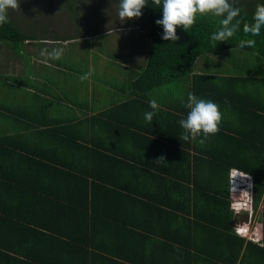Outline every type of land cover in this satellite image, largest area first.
Returning <instances> with one entry per match:
<instances>
[{"label": "crops", "instance_id": "0c3cea01", "mask_svg": "<svg viewBox=\"0 0 264 264\" xmlns=\"http://www.w3.org/2000/svg\"><path fill=\"white\" fill-rule=\"evenodd\" d=\"M35 9L28 7V15ZM80 12L76 25L71 17L50 21L40 14L27 23L19 11L10 20L23 38L0 40V245L15 241L18 253L39 260L34 230L48 211L41 201L70 197L76 178L70 181L69 173L97 169L117 189L111 202L100 199V216L111 214L100 219L98 264H167L176 248L197 255L190 264H233L234 253L239 264L247 242L261 245V204L247 221L258 241L235 233L243 213L231 209L229 170L254 179L264 164V59L240 47L203 53L189 75L150 85L144 23ZM53 49L63 50L60 59L46 54ZM189 93L222 112L220 131L203 145L178 138ZM152 99L159 108L149 123L144 114L153 111ZM160 157L165 161L157 163ZM50 215L66 233L76 218ZM31 229L36 240L18 245ZM60 233L52 235L65 236Z\"/></svg>", "mask_w": 264, "mask_h": 264}, {"label": "trees", "instance_id": "16d2710c", "mask_svg": "<svg viewBox=\"0 0 264 264\" xmlns=\"http://www.w3.org/2000/svg\"><path fill=\"white\" fill-rule=\"evenodd\" d=\"M235 7L241 10V16L243 22L251 23L253 21V14L257 5L264 4V0H232ZM142 17L138 18L139 21L144 23L147 27L151 37L150 47V61L147 66L146 76L150 79V85H156L159 82H163L167 79L172 80L179 75H189L193 70V64L195 59L203 53L220 54L223 51L240 47L245 50H251L259 54L264 59V29L261 30L259 36L246 35L241 26V30L228 42H214L210 39L211 35L220 27V18L206 15L198 19V22L190 29V32H185L183 28L177 29V34L180 37L176 42L166 41L162 39L163 27L156 24L157 19H161L163 12L162 8H157L153 5L152 0H149L148 6L143 10ZM9 15V14H8ZM9 18V17H8ZM23 34L15 27L9 18V22L0 26V40L11 39L16 42L18 39H22ZM254 39V47H241V40ZM195 88H202V86L196 85ZM98 151L91 150V155H95ZM107 156V154L102 153ZM97 155H100V151ZM242 168H246L245 165H241ZM264 164L256 172L253 179V207L257 209L258 204H261L260 208V226H261V245H257L253 242H247L245 244L244 253L239 259V264H264ZM93 169V171L79 173L77 176L75 173L70 172V181L76 178V188H74L70 197L54 196V200L47 199L41 201L42 207L48 209L47 212H42L41 228L35 229L34 234L38 236V241L41 246L39 251V260L33 258L28 253H18L16 249L15 241L11 246L0 245V261L8 263L17 262H36L41 264H98L95 258H100L98 250L100 247V239H97L96 235L100 231V219L105 216H109L108 210L100 216V199L105 203L112 201V194L117 192L111 187V181L105 180L100 173ZM189 179V177H188ZM75 183V182H74ZM114 184V183H112ZM100 189L103 190V195H100ZM123 192V191H119ZM123 192L121 199L127 197ZM127 199V198H126ZM125 200V199H124ZM53 201V202H52ZM103 201V203H104ZM51 202L53 204H51ZM44 204V205H43ZM108 209V207H105ZM51 209V210H49ZM54 211L56 214L66 215L69 214L75 218L73 220V226L70 227L69 232H63L60 230V225L55 226L51 224V215L49 212ZM7 215H11L7 213ZM48 216V217H46ZM82 219L84 222L78 221ZM77 221V222H76ZM111 224V223H109ZM30 235H27L25 243L18 242V245L25 244L30 245L27 241L32 243L36 238L32 236L33 229ZM62 231V232H61ZM57 232L65 236L56 237L52 233ZM51 234V235H50ZM127 237H125L126 239ZM244 239L239 238V244L231 240L232 245L241 248ZM137 243H142L141 240H137ZM15 245V246H14ZM3 248V249H2ZM50 248V249H48ZM13 251V252H9ZM176 252H172L170 257L163 261L167 264H190L197 255H190L189 253L176 248ZM20 254V255H18ZM25 257H22V255ZM202 256H211L204 255ZM238 254L234 253L231 262L234 264L238 261ZM52 258H49V256ZM155 253H151L150 259L154 258ZM57 256V257H56ZM50 260V261H49Z\"/></svg>", "mask_w": 264, "mask_h": 264}, {"label": "clouds", "instance_id": "9594fccd", "mask_svg": "<svg viewBox=\"0 0 264 264\" xmlns=\"http://www.w3.org/2000/svg\"><path fill=\"white\" fill-rule=\"evenodd\" d=\"M148 2L149 0H119L117 13L119 20L125 22L126 20L142 17V10L148 6ZM152 3L155 7L162 8V18L157 19L156 24L163 27L162 39L166 41L176 42L180 39L177 34L178 28L190 32L198 19L206 15L220 18V27L210 37L214 42H228L241 30L242 25L243 32L253 37L259 36L261 30L264 29V4L257 5L253 14V21L247 23L240 18L241 10L234 6L232 0H152ZM20 5V0H0V26L9 22V10H18ZM255 43L254 39L241 40L240 46L251 48L255 46ZM46 54L49 58L58 60L62 57L63 50L53 49ZM92 75L93 71H89L80 79L83 82ZM149 106L153 111L146 112L144 118L151 123L159 105L155 99H152ZM184 107L188 109V112L186 117L179 121L183 129L182 134L178 137L181 141L191 140L203 145L211 136L220 131L223 116L217 103L212 100L198 98L195 94L189 93ZM163 161H165V157H160L157 163ZM240 185L246 186V184ZM247 188L252 190L253 196L252 176Z\"/></svg>", "mask_w": 264, "mask_h": 264}, {"label": "rangeland", "instance_id": "374dc122", "mask_svg": "<svg viewBox=\"0 0 264 264\" xmlns=\"http://www.w3.org/2000/svg\"><path fill=\"white\" fill-rule=\"evenodd\" d=\"M20 2H22L20 7L25 8V10H9V12L12 11V13L8 15L10 19L13 15L16 18L17 13L21 11V15L25 17V21L27 23L36 21L37 18L40 17V15L42 17L46 15L47 18L50 19V21H60L62 20L61 17H71L69 19L71 24L77 25V23H79V20H77L76 17L79 16V10H82L80 13L85 16H91L92 14H94L95 17H98L100 15V12H103L108 18L114 17L115 20L120 21L117 14L119 0H20ZM31 6L36 9L35 11L30 12V14L28 15L27 9ZM23 11L24 13L22 14ZM65 20L68 21V19L66 18ZM76 28L79 29V25ZM259 62L263 63L261 61ZM251 220L253 221V217L251 218Z\"/></svg>", "mask_w": 264, "mask_h": 264}, {"label": "built area", "instance_id": "2783aa9c", "mask_svg": "<svg viewBox=\"0 0 264 264\" xmlns=\"http://www.w3.org/2000/svg\"><path fill=\"white\" fill-rule=\"evenodd\" d=\"M251 180V176L241 172L239 169L231 168L229 170V188L231 195L233 196L231 201V209L235 214L246 212L249 220L256 214V209L253 207L252 190L248 189ZM240 184H246L242 186ZM235 233L240 235H246L252 241H258L250 228V222H237L233 227Z\"/></svg>", "mask_w": 264, "mask_h": 264}, {"label": "water", "instance_id": "95a60500", "mask_svg": "<svg viewBox=\"0 0 264 264\" xmlns=\"http://www.w3.org/2000/svg\"><path fill=\"white\" fill-rule=\"evenodd\" d=\"M239 216H240V221L241 222H247L248 221V215H247V213H243V214H241Z\"/></svg>", "mask_w": 264, "mask_h": 264}]
</instances>
